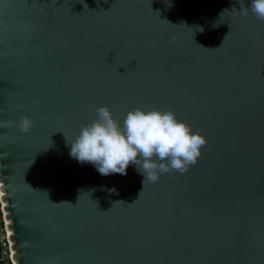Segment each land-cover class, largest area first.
Wrapping results in <instances>:
<instances>
[{
  "label": "water",
  "instance_id": "obj_1",
  "mask_svg": "<svg viewBox=\"0 0 264 264\" xmlns=\"http://www.w3.org/2000/svg\"><path fill=\"white\" fill-rule=\"evenodd\" d=\"M251 2L0 0L14 264H264V21ZM101 106L120 123L170 111L206 143L155 183L135 165L102 176L67 143Z\"/></svg>",
  "mask_w": 264,
  "mask_h": 264
},
{
  "label": "clouds",
  "instance_id": "obj_2",
  "mask_svg": "<svg viewBox=\"0 0 264 264\" xmlns=\"http://www.w3.org/2000/svg\"><path fill=\"white\" fill-rule=\"evenodd\" d=\"M250 10L264 21V0H252ZM248 12L246 8L240 10L242 16ZM96 115L93 122L82 126L75 139L67 143L71 157L81 164L94 165L102 176L126 175L128 166L135 165L143 176V185L155 183L163 174L186 172L206 143L170 111L138 108L129 111L122 123L113 117L107 106L98 107ZM31 126L28 117L21 118V132L30 131Z\"/></svg>",
  "mask_w": 264,
  "mask_h": 264
},
{
  "label": "built area",
  "instance_id": "obj_3",
  "mask_svg": "<svg viewBox=\"0 0 264 264\" xmlns=\"http://www.w3.org/2000/svg\"><path fill=\"white\" fill-rule=\"evenodd\" d=\"M8 230L4 221L0 218V262L1 264H14L12 260Z\"/></svg>",
  "mask_w": 264,
  "mask_h": 264
}]
</instances>
